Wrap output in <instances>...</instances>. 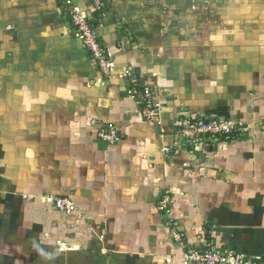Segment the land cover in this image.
Returning a JSON list of instances; mask_svg holds the SVG:
<instances>
[{
	"label": "crops",
	"instance_id": "crops-1",
	"mask_svg": "<svg viewBox=\"0 0 264 264\" xmlns=\"http://www.w3.org/2000/svg\"><path fill=\"white\" fill-rule=\"evenodd\" d=\"M103 1L108 77L59 0H0V264H194L157 210L164 191L184 245L264 264V0H196L195 15L192 0ZM124 69L159 121L143 120ZM184 113L249 131L193 152L174 144ZM108 125L114 144L97 136Z\"/></svg>",
	"mask_w": 264,
	"mask_h": 264
},
{
	"label": "built area",
	"instance_id": "built-area-1",
	"mask_svg": "<svg viewBox=\"0 0 264 264\" xmlns=\"http://www.w3.org/2000/svg\"><path fill=\"white\" fill-rule=\"evenodd\" d=\"M69 16L71 28L82 42L84 49L91 59L97 63L98 69L104 77L111 76L113 67L109 61L106 49L103 47L98 29L99 19L105 12L103 0H89L91 9L86 11L79 7L74 0H59ZM120 78L129 83V95L141 106V116L144 121H159L162 106L148 85L141 84L129 70L124 69ZM174 144L183 146L193 152H200L202 148L217 140H228L232 136L245 135L249 130L247 125L236 119L203 118L189 113L180 114L174 127ZM261 131L264 126L260 125ZM98 138L105 143L114 144L119 140L114 125H108L99 130ZM168 153V149L163 150ZM169 191H164L157 203V210L165 217L170 226L174 241L183 245L184 263L194 264H260L238 255L230 249H223L208 243L204 248H194L184 245L183 235L172 226L170 215L171 196ZM56 210L69 214L75 209L72 203L65 199L53 200Z\"/></svg>",
	"mask_w": 264,
	"mask_h": 264
},
{
	"label": "rangeland",
	"instance_id": "rangeland-1",
	"mask_svg": "<svg viewBox=\"0 0 264 264\" xmlns=\"http://www.w3.org/2000/svg\"><path fill=\"white\" fill-rule=\"evenodd\" d=\"M202 2H198L196 0H192L191 2V5L194 7V15L195 14H198L199 13V10H200V6H201ZM211 4V3H210ZM182 5H184V3L182 2ZM190 5V6H191ZM228 4L226 3L225 6H227ZM212 7V6H211ZM107 8H105V11H106ZM211 10L213 11V13H211L210 15H208L209 17L208 20H210V25H209V29H216L215 28V25L217 24L218 20L215 18L216 17V13H214V10H213V7L211 8ZM197 11V12H196ZM106 13V12H105ZM238 13V12H237ZM246 12L243 11V10H240V14H245ZM213 14V15H212ZM184 15V14H183ZM242 18V21L245 20V23H247V19L244 18V17H241ZM181 21V20H180ZM234 21V19L232 18H229V17H226L223 22H224V25H225V28L228 29L227 27L230 28V25L232 24V22ZM220 23V21H219ZM221 27H222V24L220 23ZM213 27V28H211ZM243 27V25H242ZM222 29V28H221ZM1 69V67H0ZM6 87H7V83H6Z\"/></svg>",
	"mask_w": 264,
	"mask_h": 264
}]
</instances>
